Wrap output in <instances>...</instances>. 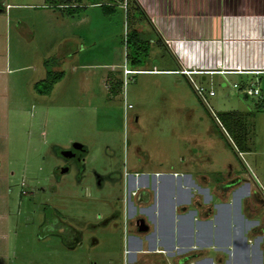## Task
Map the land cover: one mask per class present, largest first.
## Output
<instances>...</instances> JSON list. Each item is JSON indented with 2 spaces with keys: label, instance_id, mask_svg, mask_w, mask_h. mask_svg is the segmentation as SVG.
I'll return each instance as SVG.
<instances>
[{
  "label": "rangeland",
  "instance_id": "1",
  "mask_svg": "<svg viewBox=\"0 0 264 264\" xmlns=\"http://www.w3.org/2000/svg\"><path fill=\"white\" fill-rule=\"evenodd\" d=\"M140 2L107 14L84 1L72 16L53 15L44 0H0V264H133L131 235L148 233L134 229L136 218L155 232L142 211L153 179L189 169L210 187L231 183L236 151L189 78L144 71L178 65ZM191 77L217 116L246 114L264 150V98L243 91L253 84L264 95V75ZM74 144L80 159L65 157ZM128 172L150 179L127 188L131 200Z\"/></svg>",
  "mask_w": 264,
  "mask_h": 264
},
{
  "label": "crops",
  "instance_id": "2",
  "mask_svg": "<svg viewBox=\"0 0 264 264\" xmlns=\"http://www.w3.org/2000/svg\"><path fill=\"white\" fill-rule=\"evenodd\" d=\"M146 2L143 6L161 22L162 44L178 66L145 71L189 78L186 70L205 82L216 74L264 75V0ZM44 9L53 15L61 11L45 5ZM9 61L7 56L6 66ZM227 139L236 151L235 158L228 160L227 187L199 183L189 169L154 177L152 201L142 211L150 215L155 232L149 233L151 226L145 220L146 238L131 235L126 252L133 255V264H264V150H257L250 136L249 151L243 152ZM144 177L127 173L126 198L131 200L127 191L131 184L141 185L138 190L149 187L150 179ZM255 196L263 205L255 202ZM134 229L144 233L137 224Z\"/></svg>",
  "mask_w": 264,
  "mask_h": 264
},
{
  "label": "trees",
  "instance_id": "3",
  "mask_svg": "<svg viewBox=\"0 0 264 264\" xmlns=\"http://www.w3.org/2000/svg\"><path fill=\"white\" fill-rule=\"evenodd\" d=\"M84 1H88L90 4L100 5L104 9V11L109 14L115 10V5H117V3L120 2V4L122 5V2H124L125 0H45V6L55 7L61 11H67L68 14L73 15L74 13H77L81 9L85 8V3H83ZM131 32L135 41L139 42L137 31L133 30ZM129 35L130 34H128V38ZM52 62H54L53 59H49L45 62L46 66L48 67V75L45 79L46 81H52L51 77L53 71L50 67ZM134 71H142V69H135ZM55 81L56 79L54 80V82ZM218 118L222 122L228 135L233 141L235 148L241 152L249 151V127L247 125V115L241 111H228L221 113Z\"/></svg>",
  "mask_w": 264,
  "mask_h": 264
},
{
  "label": "built area",
  "instance_id": "4",
  "mask_svg": "<svg viewBox=\"0 0 264 264\" xmlns=\"http://www.w3.org/2000/svg\"><path fill=\"white\" fill-rule=\"evenodd\" d=\"M134 71L128 68H125V73L129 74V73H133ZM184 73H186L189 76L190 81L192 82L193 86L195 87L196 91L198 92V94L201 96V98L203 99V101L208 105V107L210 108L211 112L213 113V115L216 117L218 123L220 124V126L223 128V130L227 133L226 129L224 128L222 122L220 121V119L218 118L217 114L214 112V110L210 107V104L208 103L206 97L204 96V88L202 86H199L191 77V71H184ZM235 87H239L237 83L234 84ZM244 93L247 96H252V97H259V98H264V95L262 94V90L260 87L258 86H254L253 84L251 85H247L246 87L243 88ZM210 95H215V91L212 89L209 91ZM228 134V133H227Z\"/></svg>",
  "mask_w": 264,
  "mask_h": 264
},
{
  "label": "water",
  "instance_id": "5",
  "mask_svg": "<svg viewBox=\"0 0 264 264\" xmlns=\"http://www.w3.org/2000/svg\"><path fill=\"white\" fill-rule=\"evenodd\" d=\"M77 146L78 147H76V145L74 144L72 146V149L67 150V152L65 151L64 153H66L68 155V156L65 155V157H67V158L74 157V156L80 157L82 155V152H83V146L79 145V144ZM137 225H138V228L141 232H145L149 229V226L147 225L144 218H141L140 220H138Z\"/></svg>",
  "mask_w": 264,
  "mask_h": 264
},
{
  "label": "flooded vegetation",
  "instance_id": "6",
  "mask_svg": "<svg viewBox=\"0 0 264 264\" xmlns=\"http://www.w3.org/2000/svg\"><path fill=\"white\" fill-rule=\"evenodd\" d=\"M75 145H77V144H75ZM76 147H78V146H76ZM72 149V148H71ZM83 154H85V150H84V148H83V152H82V155L80 156V157H76V156H74V157H72V158H75V159H80L82 156H83ZM142 218V217H141ZM141 218H136V222L138 221V220H140Z\"/></svg>",
  "mask_w": 264,
  "mask_h": 264
}]
</instances>
